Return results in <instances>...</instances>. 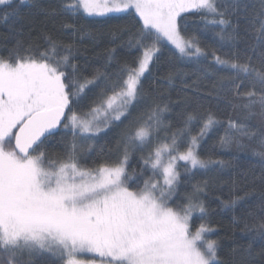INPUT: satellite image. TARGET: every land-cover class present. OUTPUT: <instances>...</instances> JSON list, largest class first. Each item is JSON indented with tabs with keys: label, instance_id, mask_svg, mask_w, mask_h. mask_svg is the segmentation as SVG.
<instances>
[{
	"label": "snow or ice",
	"instance_id": "snow-or-ice-1",
	"mask_svg": "<svg viewBox=\"0 0 264 264\" xmlns=\"http://www.w3.org/2000/svg\"><path fill=\"white\" fill-rule=\"evenodd\" d=\"M26 2L0 0V19L18 16ZM43 12L131 18L123 35L134 59L113 71V48L89 72L72 42L47 32L43 49L17 40L0 54V264H228L212 238L210 180L195 177L231 168V159L217 156L233 148L259 157L261 171L251 187L232 180L228 196L216 200L233 212L235 229L264 241V214H235L258 188L264 213V0L258 7L243 0H60ZM190 18L199 21L191 31ZM63 27L86 35L73 23ZM204 33L229 51L205 45ZM177 82L184 108L178 124L165 126ZM110 130L115 148L97 152ZM210 133L215 140L207 145ZM57 138L61 153L50 148ZM136 151L138 167L131 164ZM244 251L264 264V247L254 252L250 242Z\"/></svg>",
	"mask_w": 264,
	"mask_h": 264
},
{
	"label": "trees",
	"instance_id": "trees-1",
	"mask_svg": "<svg viewBox=\"0 0 264 264\" xmlns=\"http://www.w3.org/2000/svg\"><path fill=\"white\" fill-rule=\"evenodd\" d=\"M244 3L250 6H259V0H243ZM60 0H28V2L19 6L18 16H9L7 20L0 19V54H7L17 40H22L25 45H31L33 49H43L45 41L43 39V33L47 32L53 36L57 41L68 43L72 42L75 48L80 50V56L77 58L78 62L86 67L90 72L92 66L103 65L105 58L111 51L115 49V56L117 62L112 65L114 71L118 66V63L128 61L131 63L134 59L133 54L129 52L124 41L126 36L123 35L125 28L130 27L132 24L131 18L117 17L107 22H103L105 18H72L65 15L57 16H45L44 9H58ZM191 17V14H185ZM3 16V10H0V17ZM100 21V22H93ZM65 23H73L77 28H82L86 34L83 39L80 36L74 35L71 29L63 27ZM243 24V21H241ZM187 24L189 30H193L198 26L199 21L195 19H188ZM91 33V35H87ZM202 35V42L210 48L218 50V54H223L229 51L230 45L225 43L221 47V42L218 37H215L212 33H204ZM124 45V46H122ZM238 48H243V43L237 44ZM211 59V58H210ZM169 61V53L165 51L162 56L161 64L159 65V71L161 74L166 70ZM191 65L184 66L183 70L191 73ZM153 75L156 73V69H152ZM148 75L147 73L145 74ZM193 77L189 75L187 79L189 82ZM149 81H145L147 87ZM159 85L167 90L168 86L166 81L160 80ZM205 84L211 87V81L206 80ZM172 105L171 112L166 114L165 126L169 121L175 126L179 123L180 112L184 108L185 97L180 91V85L177 82L176 86L170 91ZM210 99V98H209ZM133 121L137 119V110L133 109ZM259 126V121H254ZM132 128L136 127V124L131 125ZM155 136V133H153ZM161 139L164 137V128L160 132ZM116 130H110L107 135L101 134L98 139L96 151L99 152L101 146L105 151L108 148H115V141L117 139ZM53 140L50 142V148L55 153H61L63 151L62 145ZM215 140L213 134H209L207 139V145H211ZM253 148L257 145L253 144ZM139 151L133 153L131 164L133 166L138 165ZM204 155V152H201ZM217 158L231 159L232 167L226 169L221 175L216 177H205L201 174H197L196 180H210V187L208 193V202L211 205L212 213L211 220L216 228V231L212 233V238L219 239L221 241L220 255L228 262V264H242L245 259H250L251 264H260L259 257L249 258L244 249L248 244L252 243L254 252H258L264 247V241L259 238L252 239L254 234L243 235L238 229L233 226V212L231 210L222 209L218 206L217 196L226 198L229 194V188L232 180L238 182L240 188L251 187L248 181L253 175H258L261 171V162L259 157L254 156L251 151L238 152L235 148L231 152L219 153ZM247 173V175H244ZM258 187V186H257ZM190 190V189H189ZM260 203L259 188L257 192L248 196L242 200L235 209L237 216L245 215L248 211L255 212L258 216L264 213L261 212L258 205ZM236 248L234 253L231 251Z\"/></svg>",
	"mask_w": 264,
	"mask_h": 264
},
{
	"label": "rangeland",
	"instance_id": "rangeland-1",
	"mask_svg": "<svg viewBox=\"0 0 264 264\" xmlns=\"http://www.w3.org/2000/svg\"><path fill=\"white\" fill-rule=\"evenodd\" d=\"M180 163L182 164L183 162H180ZM81 255H82V258H84V259H88V258H90L92 256L91 253H84V254H81ZM96 259L99 262L100 258L97 257Z\"/></svg>",
	"mask_w": 264,
	"mask_h": 264
}]
</instances>
